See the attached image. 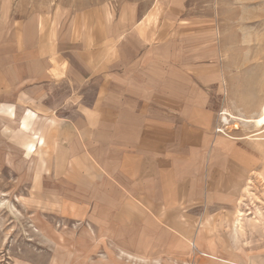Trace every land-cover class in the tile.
<instances>
[{"label": "rangeland", "instance_id": "rangeland-1", "mask_svg": "<svg viewBox=\"0 0 264 264\" xmlns=\"http://www.w3.org/2000/svg\"><path fill=\"white\" fill-rule=\"evenodd\" d=\"M112 52L125 54L140 88L156 86L161 77L151 71L164 63L155 59L171 55L177 95H203L213 130L257 153L239 205L253 221L247 228L264 229V132L245 138L258 126L222 114L248 117L264 100V0H0V264H138L120 251L122 240L136 239L108 236L107 207L95 205L106 202L107 183L80 150L90 141L56 124L90 117L95 98L104 100ZM38 71L64 94L80 80L79 108L52 109L62 102L56 95L51 103L27 97ZM14 112L15 121L5 117Z\"/></svg>", "mask_w": 264, "mask_h": 264}, {"label": "crops", "instance_id": "crops-1", "mask_svg": "<svg viewBox=\"0 0 264 264\" xmlns=\"http://www.w3.org/2000/svg\"><path fill=\"white\" fill-rule=\"evenodd\" d=\"M113 52L106 61L111 69L104 100L95 98L90 117L56 123L64 126L58 129L62 135L73 132L80 142L90 141L80 150H88L105 175L106 202L95 205L107 207L104 220L112 224L107 235L136 239L135 246L122 240L120 251L126 258L135 254L138 264H264V229L247 228L253 221L244 215L243 227L234 225L257 153L213 130L215 111L203 95L193 98L188 90L177 95L171 55L155 59L164 63L151 71L161 77L156 86L140 88L127 75L125 54ZM27 79L33 86L27 97L36 101L40 94L51 103L56 95L62 102L52 109L79 108L74 89L80 80L64 94L52 85L57 82L51 74L38 71ZM5 117L15 121L16 114ZM67 122L74 130L65 129Z\"/></svg>", "mask_w": 264, "mask_h": 264}, {"label": "bare ground", "instance_id": "bare-ground-1", "mask_svg": "<svg viewBox=\"0 0 264 264\" xmlns=\"http://www.w3.org/2000/svg\"><path fill=\"white\" fill-rule=\"evenodd\" d=\"M264 85V83H263ZM264 87V86H263ZM222 112V111H221ZM222 114L226 115V116H229L231 118H234V119H238L239 121L241 120L243 123H246V124H250L252 126H258L257 128V131L249 136H244L245 138H249L250 136H258L260 135L261 133L264 132V100L261 102V105L259 106V112L258 113H255L253 115H249L248 117H245L243 115H233L232 113L230 112H227V111H224L222 112ZM14 116V113L12 115V117ZM234 123V122H233ZM236 123V122H235ZM238 125V124H237ZM222 129V128H221ZM245 135V134H244ZM229 137V136H228ZM243 137V138H244ZM32 138H35L34 135L32 136ZM239 138V137H238ZM219 140V139H218ZM252 140V139H251ZM255 140H260V137H257L255 138ZM254 140V142H255ZM264 140V138L262 139ZM258 144V143H257ZM30 149H33V145H30ZM263 172V171H262ZM261 173V172H260ZM264 173V172H263ZM258 174V173H257ZM262 176V179L264 181V174L261 175V174H258V176ZM251 180L249 179L247 182H246V185H245V192H246V195L250 196V195H254L251 191ZM244 193V192H243ZM244 195V194H243ZM239 202V201H238ZM240 204V203H239ZM238 204V207L235 211L236 213V218L234 219L235 222H234V225L235 227L237 228H242L241 226V217L243 216V211L240 207V205ZM242 230V229H241ZM193 245V244H192ZM194 247V246H193Z\"/></svg>", "mask_w": 264, "mask_h": 264}, {"label": "built area", "instance_id": "built-area-1", "mask_svg": "<svg viewBox=\"0 0 264 264\" xmlns=\"http://www.w3.org/2000/svg\"><path fill=\"white\" fill-rule=\"evenodd\" d=\"M217 131H220V132H222V131H221V129H217ZM222 133H223V132H222Z\"/></svg>", "mask_w": 264, "mask_h": 264}]
</instances>
